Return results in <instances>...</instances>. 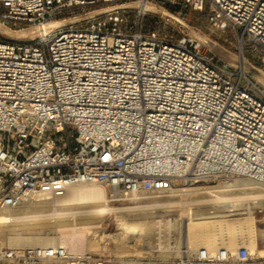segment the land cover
Instances as JSON below:
<instances>
[{
	"label": "built area",
	"instance_id": "1",
	"mask_svg": "<svg viewBox=\"0 0 264 264\" xmlns=\"http://www.w3.org/2000/svg\"><path fill=\"white\" fill-rule=\"evenodd\" d=\"M135 1L208 7L214 29L234 31L240 56L246 43L264 47V0H0V23L41 30L29 43L0 37V208L94 182L112 198L235 177L264 182V87L243 69L188 34L144 32L143 8L132 21L116 10L45 32ZM253 254L200 247L182 264H247ZM46 263L110 261L62 244L0 243V264Z\"/></svg>",
	"mask_w": 264,
	"mask_h": 264
},
{
	"label": "rangeland",
	"instance_id": "2",
	"mask_svg": "<svg viewBox=\"0 0 264 264\" xmlns=\"http://www.w3.org/2000/svg\"><path fill=\"white\" fill-rule=\"evenodd\" d=\"M164 9L168 10L166 8ZM136 10L139 9L125 10L129 20L132 21L136 18ZM168 11L174 13L172 10ZM182 12H185L187 14V18L193 19V21L187 22L182 16H179L175 13L174 14L194 26L195 29L200 33L208 35L210 38L216 40L227 49L239 54L237 37L234 31L229 28L225 30L214 29L210 24V12L208 7H206L204 12L195 11L192 9H188L187 11L182 10ZM146 13L149 14L148 16H156L157 19L154 22V26L158 31H160V35L166 37L173 35L175 38H177L181 34H188V31L185 27L175 22L171 18L166 17L163 13L157 14L149 11H146ZM145 20L146 18L143 21ZM238 30L240 32L242 31L240 27H238ZM217 39H219V41ZM245 56V58L250 60L252 63L261 62L259 57L264 56V47H258L256 50V46L254 44L246 43ZM237 178L239 179L240 177H235L228 180L230 183H233L234 179ZM221 181L224 182L227 180H217L209 183H197L175 189L174 191L176 192L174 193H177L178 196L174 197V199L178 203L171 208H161V206H158L156 202V200L165 202L166 199L168 200L171 198V192L149 193L143 191L137 194L122 195L119 199H116L111 197L110 189L105 186L107 197L110 199L109 205L115 210L114 212H106L103 215L104 220L102 221L99 229L104 231V235L102 238L96 237V241L99 240L98 250L90 251L86 249V245L88 244L85 243H88V236L79 235L81 232L79 230H82L83 233L85 230L81 228H75L71 225L60 227L56 231L42 232L39 234L41 236H55L58 237V239L63 238L67 241L69 240L71 247L78 249L76 252H93L104 255L110 261L109 264H182V261L189 258L190 254L194 251L189 250L191 247L187 241L186 233H184L178 225L179 223L181 225L182 222H186L189 215L192 213L190 208L196 207L192 203H194L193 201L196 198L197 193L195 192L196 190L194 191L190 189H212L221 183ZM56 205L57 201L54 199L49 200V202L32 200L31 202H26L16 208L5 209H7L6 211L9 210L8 212L13 213L14 216L17 217H28L38 212L50 214L54 212L57 213L70 210L69 206L58 207ZM99 205L101 206V204H96L95 206L98 208ZM85 206L92 205L86 204ZM221 207L222 204L216 206L217 209H220ZM89 208L90 207H88V209ZM207 208L208 207L206 205L202 209ZM238 208V211H234L230 218L249 216L250 213L253 212L255 215V225L257 232V247L259 249H264V193L259 195L258 199L256 200H245ZM84 209H87V207ZM121 232L125 236L124 239L119 240L118 237L119 233ZM14 234H19L24 237L32 235L26 231L13 230L11 234H8L6 237H4V239H0V243L6 248H23L30 246L12 245L7 237ZM35 235H37V233ZM128 239L129 241L132 240L137 244L132 246L133 242L127 243ZM185 250L186 252H182ZM247 264H264V255L259 254V252L254 253L251 260H249Z\"/></svg>",
	"mask_w": 264,
	"mask_h": 264
},
{
	"label": "bare ground",
	"instance_id": "3",
	"mask_svg": "<svg viewBox=\"0 0 264 264\" xmlns=\"http://www.w3.org/2000/svg\"><path fill=\"white\" fill-rule=\"evenodd\" d=\"M141 8L145 10L144 5ZM190 190H196L197 195L193 201L194 203H192L196 207L190 208L192 213L186 222H182L181 225L180 223L178 224L183 232L186 233L187 241L191 247L189 250H196L201 246L209 249H214L220 245L227 246L228 248L245 246L251 253L259 252V254L264 255V249L257 247V232L253 212L249 216L230 218L234 211H238V207L245 200H256L259 195L264 193V182H257L240 177L239 179H234L233 183H230L229 180L221 181V183L212 189L200 190L195 188ZM170 192L171 198L166 199L167 201L162 202L161 200H156L158 206H161V208H171L178 203L174 199V197L178 196L177 193H174L176 191L172 190ZM121 196L116 195L115 198L119 199ZM51 199L57 201L56 206H69L70 210L62 212L56 211L57 213L50 214L38 212L28 217H17L13 213L8 212L9 210L6 211L8 208H0V239H4L13 230H21L32 235L27 237L19 234L9 235L7 238L12 245L53 246L62 244L73 251H78V249L71 247L69 240L67 241L63 238L58 239L55 236H41L39 234L42 232L56 231L60 227L71 225L75 228L85 230L84 233L82 230H79L82 232L79 235L88 236V243H85L88 244L86 245V249L90 251L98 250L99 240L96 241V237L102 238L104 235V231L99 229L104 220L103 215L106 212H114L115 210L109 205L110 199L107 197L105 186L97 182L74 185L69 187L62 196L52 197L39 195L27 202H31L32 200L49 202ZM86 204L92 206H85ZM96 204H101V206L99 205L97 208L95 206ZM221 204L222 207L217 209L216 206ZM206 205L208 208L202 209ZM85 207L87 209H84ZM88 207L90 208L88 209ZM61 209L64 210L63 208ZM36 233L37 235H35ZM124 236L121 232L119 233L118 239H124ZM129 242L133 241H129L128 239L127 243ZM136 244V242H133L132 246Z\"/></svg>",
	"mask_w": 264,
	"mask_h": 264
},
{
	"label": "water",
	"instance_id": "4",
	"mask_svg": "<svg viewBox=\"0 0 264 264\" xmlns=\"http://www.w3.org/2000/svg\"><path fill=\"white\" fill-rule=\"evenodd\" d=\"M142 4L138 1L129 2L125 4L115 5L108 8L99 9L93 12H89L83 16H79L76 18H70L67 20H63L60 22H56L54 24H50L45 26V32L49 33L53 29L64 28L70 25L86 22L96 17H100L106 15L110 12L116 10H131V9H140ZM145 10L154 13H163L166 17L171 18L175 22L181 24L188 31L189 36L197 40L199 43L207 47L219 60L227 63L233 68L243 69L245 72L251 75L259 84L264 87V70L256 66L250 60L245 57L240 56L227 49L222 44L218 43L216 40L210 38L206 34H202L195 29L194 26L187 23L179 16L175 15L171 11L165 10L164 8L154 5V4H146ZM41 35V30L38 27H31L24 30H12L2 23H0V37L4 40L11 42H20V43H29Z\"/></svg>",
	"mask_w": 264,
	"mask_h": 264
},
{
	"label": "trees",
	"instance_id": "5",
	"mask_svg": "<svg viewBox=\"0 0 264 264\" xmlns=\"http://www.w3.org/2000/svg\"><path fill=\"white\" fill-rule=\"evenodd\" d=\"M206 9V8H205ZM205 9L202 11L204 12ZM175 14L182 16L187 22H192L193 19H188L187 18V14L185 12H182L180 10H172ZM187 11V10H186ZM149 14H145L144 16L141 17V26H142V30L144 32H152V31H157L160 34V31H158L155 26H154V22L156 21V16H148ZM146 18L145 21H143ZM134 20V19H133ZM162 36V35H160ZM219 41V39H217ZM221 42V41H220ZM256 66H258L259 68L264 70V64L262 62H256L254 63Z\"/></svg>",
	"mask_w": 264,
	"mask_h": 264
}]
</instances>
